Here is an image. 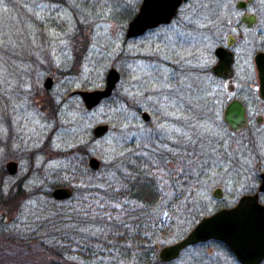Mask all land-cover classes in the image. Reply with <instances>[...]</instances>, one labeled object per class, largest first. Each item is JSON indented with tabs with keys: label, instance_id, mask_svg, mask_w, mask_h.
<instances>
[{
	"label": "rangeland",
	"instance_id": "rangeland-1",
	"mask_svg": "<svg viewBox=\"0 0 264 264\" xmlns=\"http://www.w3.org/2000/svg\"><path fill=\"white\" fill-rule=\"evenodd\" d=\"M218 1L189 0L169 26L125 40L141 0H0V212L6 217L0 225L8 227L0 229L1 241L15 229L26 236L44 234L33 217L52 212L43 194L59 182L70 181L71 189L89 185L94 194L106 196L110 189L120 191L121 179L129 174L147 173L160 192L147 212L153 215L155 257L200 219L238 200L256 170L244 159L243 136L229 132L222 112L231 99L244 97L253 43H239L230 91V83L213 77L209 69L215 47L224 43L239 16L236 0H222L216 20L221 26L216 28L210 11L206 19L196 13V3L212 9ZM110 68L120 81L108 99L86 111L79 97L68 98L76 90L101 89ZM46 77L54 80L50 90L43 88ZM141 113L149 115L148 122ZM99 124H107L109 132L96 140L91 130ZM90 157L100 163L93 174L87 166ZM8 161L18 164L15 176L2 174H7ZM73 167L81 174L67 177ZM217 187L221 202L211 197ZM65 201L60 202L67 216L74 206ZM101 204L95 201V208ZM166 213L174 214L168 223ZM52 218L55 223L65 219ZM70 220L79 229L77 215ZM210 250H188L171 264H235L215 247ZM127 263L132 259L94 262Z\"/></svg>",
	"mask_w": 264,
	"mask_h": 264
},
{
	"label": "trees",
	"instance_id": "trees-1",
	"mask_svg": "<svg viewBox=\"0 0 264 264\" xmlns=\"http://www.w3.org/2000/svg\"><path fill=\"white\" fill-rule=\"evenodd\" d=\"M209 11L210 5L209 7L205 5L196 13L206 19ZM21 64H25L24 61ZM24 68L21 69L23 74ZM2 99L3 97L0 96V102ZM127 163L128 161L123 159L122 165L126 166ZM71 171L67 177L74 176L77 172L81 174L80 170H75L74 167ZM89 171L93 174V171ZM2 174L7 175L4 170ZM146 176L145 172L143 175L135 171L124 177L123 181L121 179L120 191L110 189L106 196L94 194L95 191L89 185L83 187L81 184L79 188H72L73 196L67 202L73 203L74 209L69 208L67 216L63 215L67 207L61 206L62 202L53 200L47 190L43 194V199L44 203L53 208L52 212L33 217L34 222L40 226L37 228L44 234L40 236L29 232L27 237L24 232L13 230L11 237L2 241L0 239V264H17L18 261L20 264H26L25 262L28 261L40 262L39 264H74L73 261H68L73 257L82 260L79 261L81 264H94L104 259L119 258H131L133 261L131 264H161L155 257L154 245L157 243H155V229L151 223L153 215L151 212L147 213L151 204L157 201L160 192L156 188L155 181H149ZM56 181H62V179ZM73 182H78V177ZM20 184L19 181L17 193ZM54 184L49 185V188H54ZM70 185H72L70 181L55 184L57 188L70 187ZM0 198L1 203L3 199L1 191ZM96 198L104 204H101L100 208H95V201L100 202ZM2 208L0 205V209ZM56 215H62L65 219L55 223L52 217ZM75 215L80 220L79 229L70 220ZM173 215L165 214L167 223ZM0 229L3 232L8 231V227L3 225H0ZM29 258L32 259L29 260Z\"/></svg>",
	"mask_w": 264,
	"mask_h": 264
},
{
	"label": "water",
	"instance_id": "water-1",
	"mask_svg": "<svg viewBox=\"0 0 264 264\" xmlns=\"http://www.w3.org/2000/svg\"><path fill=\"white\" fill-rule=\"evenodd\" d=\"M188 0H141L134 17L128 22L125 29V40L143 36L146 32L160 26L168 25L177 15L179 8ZM250 1V0H248ZM239 8V5H238ZM217 62L209 69V73L222 81L231 80L233 77V56L223 49L217 48L214 52ZM256 66L264 91V56L256 55ZM120 81V74L110 68L104 78L101 89L92 91L76 90L68 94V98L79 97L86 111H90L101 101L108 99ZM54 80L46 77L43 88L50 90ZM142 120L146 123L150 117L141 113ZM222 121L232 133L243 130L246 124L245 109L236 101L228 104L222 113ZM109 132L107 124H99L92 128L91 136L102 139ZM88 168L98 171L100 163L90 157L87 161ZM5 171L9 176H15L18 164L8 161ZM264 190L262 183L259 191ZM73 192L67 187H58L51 191L50 196L55 201H65L72 197ZM215 199H222L219 189L212 192ZM4 213L0 212V222H5ZM218 241L228 247L240 264H261L264 258V206L259 204L257 195L244 196L237 204L229 209H221L210 216L203 217L200 221L177 242L161 247L157 253V261L161 264L175 261L186 248L207 241Z\"/></svg>",
	"mask_w": 264,
	"mask_h": 264
},
{
	"label": "flooded vegetation",
	"instance_id": "flooded-vegetation-1",
	"mask_svg": "<svg viewBox=\"0 0 264 264\" xmlns=\"http://www.w3.org/2000/svg\"><path fill=\"white\" fill-rule=\"evenodd\" d=\"M219 1H218V7L216 8L211 9V5H210V13L212 14V16L210 15L211 17H209V21L212 22V25L215 28L217 26L218 27L221 26V24L217 23L216 21L218 19V14H219V12L217 11L222 9V5H221L222 0H219ZM188 2L189 0L186 3H183L181 7L187 4ZM200 3L201 2L196 3L197 10L201 8L200 7L201 5H199ZM256 3H257V0H250V1L236 0V2L234 3V9L236 12L239 13V16L236 21L235 19H233L236 22L233 25L234 28L228 29L226 36L224 38L225 40L224 43L218 44L213 51L215 63L217 62V58L214 52L217 48L219 47L223 48L232 54L233 56L232 69H233V73L235 74L234 66L236 65V50L240 46L239 43L241 44L245 40H247V43L249 42V40H251L253 43V47L251 48L250 53H249L250 54L249 58H247V59H250L249 63L246 66V73L248 77L246 78V81L243 82L242 84V92H243L244 97L240 99H236V98L231 99L226 104V106L230 104L231 102L236 101V102H239L245 109L246 124L243 130L238 131L236 133H232L230 130L229 132L232 135L238 134V135L243 136L241 138V140H243L242 146L247 151L245 152V154H243L244 159L248 164L251 163L253 165V168L256 170L255 177H252V179L249 181V185L247 189L238 198V200L234 204L229 205V206H223V207L219 206L218 210H216L215 212L221 209H229V208L234 207L239 201V199L244 196L257 195L259 204L264 206V190L259 191L261 184L262 183L264 184V91L261 92V84H260L259 74H258V70L256 66V60H255L257 54H261L264 56V0L261 1V4H260L261 8L259 7V9L255 7ZM238 5H239V8H238ZM211 10H213V13ZM229 16H231V13H229L226 19L229 18ZM172 21L168 25H165V26H169L172 23ZM226 24H227V20L225 21L223 26H226ZM247 43H246V48L248 47ZM249 67H251V69ZM252 73L254 76L252 75ZM234 74H233L232 79L227 81L230 83V87H229L230 91H233L231 82L235 76ZM216 189H219L222 194L221 188L217 187L214 190ZM213 199L218 202H221L223 200V197L220 200L215 199V198ZM215 212H213L212 214H214ZM208 247L211 249L209 252L213 253L212 250L215 247L216 249H218V251L223 252L231 261H234L235 264H240L226 245L218 241H213V240L190 246L186 248L185 250H183L180 253V256H182L188 250L198 251L200 249H204L206 251ZM206 254L208 253L206 252ZM180 256L175 261L179 260ZM175 261H172L170 263H165V264H171V263H174ZM261 264H264V258L262 259Z\"/></svg>",
	"mask_w": 264,
	"mask_h": 264
}]
</instances>
